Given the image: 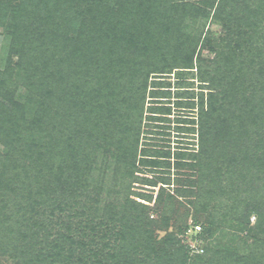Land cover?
I'll return each instance as SVG.
<instances>
[{"label":"trees","instance_id":"obj_1","mask_svg":"<svg viewBox=\"0 0 264 264\" xmlns=\"http://www.w3.org/2000/svg\"><path fill=\"white\" fill-rule=\"evenodd\" d=\"M63 1L21 0L13 6L10 0H0V26L8 30L5 33L11 39L8 61L0 67V252L16 264H215V258L204 256V246L201 253L172 232L163 239L154 235L151 228H146L151 222L145 220L144 203L130 196L124 201L116 196L106 204L108 222L98 214L99 208L91 207L92 200L101 198L104 178L100 174L91 180L90 176L101 164L108 168L109 163L98 153L100 136L115 147L116 175L133 177L141 170L137 164L138 137L134 142L127 141L124 133L127 144L123 145L126 141H116L100 128L108 116L114 115L111 102L122 101V97L116 98L121 93L106 76L108 69L118 68L130 77L127 91L135 87L128 94L144 95L151 76L179 67L194 68L195 41L203 34L209 39L210 20H225L224 15L233 18L231 13L237 9L242 23L257 26L258 32L264 0L186 1L173 4L174 17L165 11L166 5L171 6L167 3L164 7L165 0H78L77 18L81 20H76L77 25H95L94 30L87 29L90 40L102 44L98 50L76 51L73 61L88 59L85 64L57 60L59 43L40 41L34 36L40 35V30L32 31L34 26L48 23L43 14L47 19L59 14ZM212 13L214 20L210 19ZM6 17L11 24L5 26ZM246 45L250 48L253 39ZM243 47L237 43L236 49ZM32 50L37 53L28 54ZM254 53L252 58L240 61L233 51L218 54L224 58L225 67L219 66L218 75L207 71L203 77L207 78L209 94L207 102L202 96L199 107L200 149L180 153L186 161L177 163L192 174L180 180L176 193L188 197L195 221L206 223L198 225L197 241L214 237L217 230L214 196L205 203L199 198L214 193V177L230 181L235 190L248 185L255 190L258 204L247 207L246 224L239 222V227L245 224V232L253 236V248L244 255L221 253L219 264H264V55L259 50ZM14 55L19 56L17 61ZM101 55L112 57L111 64L100 67L97 63L93 68V58ZM218 60L214 62L220 65ZM54 61L56 68L51 65ZM251 66H259L256 73L247 70ZM80 85L85 87L84 96L79 94ZM20 87L28 93L24 101ZM80 119L79 129L76 123ZM74 126L77 133L66 134ZM105 150L113 153L112 148ZM142 155L141 165H157L156 158ZM218 158L227 168L223 173L220 164L214 163ZM143 180L156 184L150 178ZM218 184L223 186L221 181ZM171 199L175 197L169 194L166 203ZM77 204L84 208L79 211ZM236 204L241 206L240 201ZM252 213H257L258 220L250 228ZM118 214H123L119 220ZM177 231L182 233V229ZM184 237L190 240L187 232ZM161 242L165 248L158 251L155 246Z\"/></svg>","mask_w":264,"mask_h":264},{"label":"rangeland","instance_id":"obj_2","mask_svg":"<svg viewBox=\"0 0 264 264\" xmlns=\"http://www.w3.org/2000/svg\"><path fill=\"white\" fill-rule=\"evenodd\" d=\"M20 1L21 0H10L9 4L15 6V4ZM98 1L104 3L103 0ZM186 1H190L191 3L196 2V4L200 2L199 0H165L164 7L167 3H171L169 7L166 5L165 11L169 14L171 13L174 17L176 15H174L175 8L173 4H181V2L183 3ZM80 5L78 0L63 1L59 7V14H52L50 19H47L46 15L43 14L48 23L34 26L32 30H40V35H34L35 38H39L40 41L44 40L47 44L52 41L59 43V48H57L59 49V56H57V60H59V58L63 59L66 64H69L70 61L76 64H82L83 62L85 64L88 59L77 60L78 63L73 61L76 60V51L78 49H82L85 52H89L90 49L98 50L101 49L102 45H99L100 43L98 41L95 43V41L90 40L91 36L89 34L91 33H89L87 29L92 28L94 30L93 26L95 25L85 28H82L81 24L77 25L76 20H81V18H77ZM262 11L259 17L260 26L258 27V32L257 26L254 28L253 26L245 25L244 22L242 23V20H240L242 16L240 17V13H237V9L231 13L233 18L224 15L226 17L225 20L221 18L215 21L210 20L207 26V29L210 31L208 35L209 39L206 40L203 34L199 41H195L196 54L194 68L186 69L179 67L166 74H160V76L157 74L151 76L147 92L144 95L139 93L140 96L131 97L128 93L129 91L132 92L135 90V87L127 91L130 77H125L118 68L114 71L108 69L106 79L112 84L117 93H121V95H116V98L122 97V101L117 103L116 100L113 102L110 100L112 104L110 108L114 115L108 116L102 122L100 128L111 134L116 141L119 140L121 143L126 141V138H123L124 133L127 135V141L134 142L138 137L139 155L137 164L141 170L136 172V174L134 173L133 177L126 176L124 178V176L120 174L116 175L117 168L113 157V154H117L116 151H114L115 147L113 148L111 141L99 135L100 138L98 142L101 144V147H97L99 148L98 153L101 154L100 157L107 158L109 163L108 168L101 164V168L99 169L98 167L94 175L90 176L91 180L93 178L97 179L100 176L104 178V185L100 195L101 198H99V201L92 200L91 207L99 208L98 214L103 217L106 222L109 221L105 213L106 204L115 199L116 196L121 198L122 201H124L127 196H130L132 199L144 203L146 207L145 220H147L146 222H151L146 228H151L150 230L155 233L154 235L158 236L160 239H163L167 233L172 232L182 243L185 242L188 245L190 244L189 246H191L192 249L195 248L196 251L198 250L202 253L201 247L204 246L207 248V255L204 253V256L206 258H215V264L220 261L222 257L221 253L227 252L239 255L250 254V250L253 248L252 241L254 238L251 234L245 232V224L247 222V207L252 208V204H258L256 202L257 198L254 199L256 193L253 186L250 187V185L246 183L249 188L243 189V187H237L235 190L231 188L230 181L225 179L222 180L219 176L216 178L214 177L211 186L213 187L214 193L207 196L200 195L199 198L205 203L206 201H211V196H214L215 207L213 210V217L216 222L217 230L214 237H205L203 240L197 241L195 239L196 234L198 233L197 231L200 232L197 225L205 226L206 223L195 221V212L193 209H190L193 206L187 203L188 197H181L176 193V189L181 183L180 180H184L188 174H192L189 169L178 166L177 163L183 159L182 156L179 155L180 153L196 152L200 149L201 119L199 107L201 105L202 96H204L207 102L209 94V89L207 88L208 82L204 80L207 78L203 77L206 76L207 71L218 75L220 74L218 72L219 66L221 69H223V66L225 67L224 60H221V58H224L218 57V54H230V52L233 51L237 55V61H240V59H248L249 57L252 58L255 54L254 52H258V50L259 53L262 51L264 55V7ZM61 18L64 19L62 20ZM210 19H215L213 13ZM3 23L6 26L7 24H11V21L6 17V19H3ZM6 31L8 32L6 28L4 29L0 26L1 68L6 66V62L8 61L7 58L9 57L8 47L11 39L6 35ZM250 38L253 39V45L248 48L246 41ZM237 43H241L244 47L237 50ZM49 46L50 48L52 47L50 50L52 51L53 45L51 44ZM50 48H48V50ZM36 53L37 52L34 50L28 52V54L31 55H35ZM18 58V55L13 56L14 61H17ZM218 58V62L221 63L220 65L214 62ZM111 59L112 57L105 55H101L100 58L95 57L92 60V66L95 68L98 63L101 65L100 67L104 65L108 67V65L111 64ZM51 65H54L53 68H56V61ZM258 68L259 66H251L247 70L250 73H256ZM91 73L93 74V72ZM84 88V86L80 85L81 93L79 94L82 96H84ZM20 91V93L24 95L22 96V101L26 100L27 98L25 95H28L27 90L24 87H20ZM125 100L127 102L124 103ZM192 102H194V104ZM103 112L104 111L99 112V115L103 114ZM107 113L108 111L106 110V114ZM81 122L82 119L76 123L79 129L81 128ZM68 133H77V131H75V126L72 129H67L66 134ZM103 133L104 132H102V134ZM76 137L79 139L81 138L79 135H76ZM127 141L123 145H126ZM111 148L113 153L105 150H111ZM1 151L2 147L0 146V152ZM142 154H148L149 158L150 156L151 158H156V161H158L157 165H141L143 164L141 161V157H143ZM183 161L186 160L183 159ZM214 163L220 164L219 170H221L222 173L227 169L225 164H222L224 163L222 158L215 159ZM95 165L97 167L99 164L96 162L94 166ZM104 170H106L105 174H103ZM194 175L196 176L197 173H194ZM144 177L156 181V184L146 183L143 180ZM261 177H264L263 172ZM191 178L195 179L196 177L193 176ZM242 180L243 182L248 181V179H246V181H244L245 179ZM220 181L223 186H219L218 182ZM206 183L205 181L203 185ZM91 189L92 188H90V193L92 191ZM118 190H121V192L119 193ZM202 193L203 192L200 194ZM169 194L173 195L175 199H171L170 203H166L165 200H169ZM159 199L160 201H158ZM236 201H240L241 206L238 207ZM233 202L234 205H232ZM77 207L79 211L84 208L83 204H77ZM233 207L236 208L233 209ZM116 216L119 220L122 218L123 214H118ZM250 216L249 221L251 223L249 226L253 228L256 226L255 224L258 220V216L257 213H252ZM262 221L264 222V217ZM239 222H245V224L239 227ZM179 229H182V233H178L177 230ZM185 232H187V237H190V240L188 238L185 239ZM41 246L43 245L41 244L40 247ZM163 248H165L164 242L155 246V249H158V251ZM0 264H16V261L0 252Z\"/></svg>","mask_w":264,"mask_h":264},{"label":"built area","instance_id":"obj_3","mask_svg":"<svg viewBox=\"0 0 264 264\" xmlns=\"http://www.w3.org/2000/svg\"><path fill=\"white\" fill-rule=\"evenodd\" d=\"M197 228L200 229V226L197 225Z\"/></svg>","mask_w":264,"mask_h":264}]
</instances>
